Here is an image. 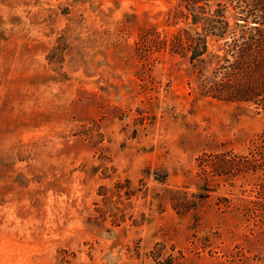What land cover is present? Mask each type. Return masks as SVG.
Returning a JSON list of instances; mask_svg holds the SVG:
<instances>
[{
    "label": "rangeland",
    "instance_id": "obj_1",
    "mask_svg": "<svg viewBox=\"0 0 264 264\" xmlns=\"http://www.w3.org/2000/svg\"><path fill=\"white\" fill-rule=\"evenodd\" d=\"M194 1L229 20L204 71ZM243 1L0 0V264H264V2Z\"/></svg>",
    "mask_w": 264,
    "mask_h": 264
},
{
    "label": "trees",
    "instance_id": "obj_2",
    "mask_svg": "<svg viewBox=\"0 0 264 264\" xmlns=\"http://www.w3.org/2000/svg\"><path fill=\"white\" fill-rule=\"evenodd\" d=\"M203 1H208V0H203ZM239 3L242 2L245 5L244 6H240L241 7V16L244 17V20L247 18V16L244 14L246 13V9H247V2H244L243 0H237ZM256 3L261 1V0H255ZM264 2V0H263ZM188 3V2H187ZM192 3V2H189ZM194 5H198V6H194ZM262 5H264V3H262ZM188 9L191 11V13L193 14V24L195 25H201L202 26V32L197 33V42L193 48V54L190 58L191 63H197L196 65L199 66V68L204 71L205 65H203L204 60H202V57H204L206 54L208 53V48H207V38L208 36H214V37H218V36H224L225 33L227 32V29L229 27V20L226 19L225 17V10L221 9V10H216L214 13L212 14H208L206 12V8L204 6L201 5V3L199 2L197 4V2L194 1V3L187 5ZM264 15V11L262 12ZM264 17V16H263ZM249 18V17H248ZM247 18V19H248ZM245 22V21H243ZM258 43V42H256ZM259 44V43H258ZM214 56V55H212ZM262 62H260L259 60V69H262ZM258 69V66H257ZM256 71V70H255ZM257 75V73H255ZM256 75H253V77H255ZM262 73L259 74V76H261ZM259 77L257 75L256 78H253L252 80H247L246 79V85H252L251 83L258 81ZM249 81V82H248ZM219 86V90L216 92L217 96L216 99L218 97V99H220L221 101H226V102H232L231 98L228 95L224 94L226 93V86L222 85H218ZM251 88V86H248ZM247 87V88H248ZM248 91V89H247Z\"/></svg>",
    "mask_w": 264,
    "mask_h": 264
}]
</instances>
